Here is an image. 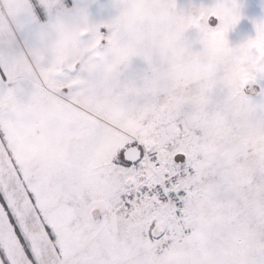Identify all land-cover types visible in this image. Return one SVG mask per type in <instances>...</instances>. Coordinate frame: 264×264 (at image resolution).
Returning <instances> with one entry per match:
<instances>
[{
  "label": "snow or ice",
  "instance_id": "snow-or-ice-1",
  "mask_svg": "<svg viewBox=\"0 0 264 264\" xmlns=\"http://www.w3.org/2000/svg\"><path fill=\"white\" fill-rule=\"evenodd\" d=\"M242 7L0 0V264H264Z\"/></svg>",
  "mask_w": 264,
  "mask_h": 264
},
{
  "label": "rangeland",
  "instance_id": "rangeland-1",
  "mask_svg": "<svg viewBox=\"0 0 264 264\" xmlns=\"http://www.w3.org/2000/svg\"><path fill=\"white\" fill-rule=\"evenodd\" d=\"M196 3L208 4L211 0H194ZM189 0H178L181 6L187 5ZM242 19L236 27L227 34L230 44L238 45L249 38L255 37L254 20L264 18V0H240Z\"/></svg>",
  "mask_w": 264,
  "mask_h": 264
},
{
  "label": "clouds",
  "instance_id": "clouds-1",
  "mask_svg": "<svg viewBox=\"0 0 264 264\" xmlns=\"http://www.w3.org/2000/svg\"><path fill=\"white\" fill-rule=\"evenodd\" d=\"M225 15H230V12L228 10H225Z\"/></svg>",
  "mask_w": 264,
  "mask_h": 264
}]
</instances>
